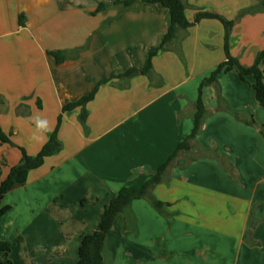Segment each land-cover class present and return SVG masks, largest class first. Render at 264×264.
Returning <instances> with one entry per match:
<instances>
[{
    "label": "crops",
    "instance_id": "1",
    "mask_svg": "<svg viewBox=\"0 0 264 264\" xmlns=\"http://www.w3.org/2000/svg\"><path fill=\"white\" fill-rule=\"evenodd\" d=\"M113 1L0 0L2 130L36 156L63 115L62 150L3 200L11 207L0 219V240L11 243L5 261L77 264L82 237L97 229L109 201L153 179L192 134L202 89L196 138L150 190L166 206L133 200L106 238L103 264H264V107L252 76L244 82L233 70L207 81L226 60L224 25L205 19L178 29L149 76L113 79L145 69L169 28L168 10L142 0L92 14ZM185 1L190 22L200 11L235 20L261 4ZM263 50L264 12L248 14L233 28L231 55L250 67ZM58 51L62 62L50 55ZM99 84L85 126L81 107L63 114ZM34 117L50 130L37 132ZM21 158L19 148L0 143L2 179Z\"/></svg>",
    "mask_w": 264,
    "mask_h": 264
},
{
    "label": "trees",
    "instance_id": "2",
    "mask_svg": "<svg viewBox=\"0 0 264 264\" xmlns=\"http://www.w3.org/2000/svg\"><path fill=\"white\" fill-rule=\"evenodd\" d=\"M142 5L144 6H156L161 5L168 10V20L169 28L166 35L161 39L158 46L148 53V63L145 69L132 68L124 73L116 75L113 79L120 78H133L135 76H149L153 71V59L160 52L165 51L167 46L174 41L178 29L187 30L188 28L194 26L195 24L201 22L205 19H216L219 20L225 28V56L226 60L221 63L212 73L210 78L207 79L209 82L217 81L218 76L222 73H228L235 70L240 79L247 82V78L252 76L254 78V83L252 85L258 104L264 107V50L260 51L255 58L254 64L250 67L242 65L238 59L234 58L230 52V41L232 36L233 28L236 23L239 22L243 17L248 14H256L259 12H264V0L255 7L245 9L239 13L235 20H228L225 17L210 12L200 11L196 14L194 22H190L186 17L187 3L185 0H142ZM136 4L134 0H114L112 3H101L97 10L92 13L93 15L101 13L108 9L110 6L122 5L125 8L133 7ZM20 26H25V16L20 15L19 18ZM50 55L54 56L58 62H62L65 56L62 52H51ZM105 83V82H103ZM100 84L96 89L89 95L83 97L82 99L75 102H68L63 107V114L71 112L74 109L81 107L82 113L80 116V121L84 126L86 125V120L88 117L87 105L92 100H94ZM206 110L202 97V89H200V95L196 104V114H195V127L190 136H188L179 146L178 151L170 158V160L162 165L155 177L148 182H146L141 188H122L105 206L97 229L91 233L84 235L81 239L79 246V259L77 264H103V254L102 249L106 238L110 231L113 229L114 223L119 216H122L129 208L133 200L148 198L152 204L160 211H163L166 206L165 203L158 201L150 193L152 187L162 181L164 173L167 171L169 164L175 158L179 151L188 150L190 148L191 141H193L205 116ZM63 120V115L58 118V124L55 131L50 136V139L43 146L41 151L36 156H31L27 151L20 146H17L12 141V135L6 134L0 126V143L9 144L13 147L20 149L22 153V158L20 162L10 169L9 174L5 179H2V170L6 166V160L3 159L0 162V219L11 209L8 205H3V200L5 196L11 191L23 187L28 181L29 173L32 170L40 168L47 157L58 154L62 148L63 144L58 137V132L61 127ZM262 135L264 137V125L262 128ZM11 252V243L7 241L0 240V264H11L5 261V257Z\"/></svg>",
    "mask_w": 264,
    "mask_h": 264
},
{
    "label": "clouds",
    "instance_id": "3",
    "mask_svg": "<svg viewBox=\"0 0 264 264\" xmlns=\"http://www.w3.org/2000/svg\"><path fill=\"white\" fill-rule=\"evenodd\" d=\"M33 123L37 132H47L50 130L49 122L41 117H34Z\"/></svg>",
    "mask_w": 264,
    "mask_h": 264
},
{
    "label": "rangeland",
    "instance_id": "4",
    "mask_svg": "<svg viewBox=\"0 0 264 264\" xmlns=\"http://www.w3.org/2000/svg\"><path fill=\"white\" fill-rule=\"evenodd\" d=\"M263 70H264V65H263Z\"/></svg>",
    "mask_w": 264,
    "mask_h": 264
}]
</instances>
